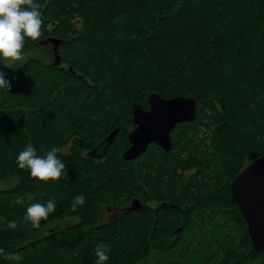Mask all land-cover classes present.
Returning <instances> with one entry per match:
<instances>
[{
    "label": "trees",
    "instance_id": "1",
    "mask_svg": "<svg viewBox=\"0 0 264 264\" xmlns=\"http://www.w3.org/2000/svg\"><path fill=\"white\" fill-rule=\"evenodd\" d=\"M38 2L43 35L28 38L24 53L57 39L61 64L0 63L11 84L0 92V182L17 179L0 191V248L21 257L0 264H94L99 243L111 248L106 264H264L229 192L235 175L264 155V0ZM122 22L133 34L126 48L115 37ZM153 93L194 100L195 118L173 128L169 150L124 160L131 105L146 110ZM113 130L105 156L90 158ZM68 143L69 153H58L63 179L41 182L16 164L28 144L43 155ZM79 195L85 203L73 210ZM50 198L55 211L33 228L27 206ZM133 200L140 207L126 210ZM103 204L121 207L120 219L103 221ZM205 210L223 226L195 238L196 248L182 235Z\"/></svg>",
    "mask_w": 264,
    "mask_h": 264
},
{
    "label": "water",
    "instance_id": "2",
    "mask_svg": "<svg viewBox=\"0 0 264 264\" xmlns=\"http://www.w3.org/2000/svg\"><path fill=\"white\" fill-rule=\"evenodd\" d=\"M60 41L48 38L41 44H49L53 52V63L61 64L58 55ZM148 108L144 110L139 104L131 105L132 124L134 128L128 133L129 146L122 153L124 160L139 157L153 144L164 150L171 147L170 135L178 124L192 122L196 115V104L192 99L181 96L165 99L153 93L147 98ZM117 130H113L99 143L95 153L105 149L102 158L113 143ZM93 150L89 154H93ZM89 155V156H90ZM231 201L240 212L250 239V250L264 252V155L247 163L229 184ZM139 201L133 200L126 210L139 208Z\"/></svg>",
    "mask_w": 264,
    "mask_h": 264
},
{
    "label": "clouds",
    "instance_id": "3",
    "mask_svg": "<svg viewBox=\"0 0 264 264\" xmlns=\"http://www.w3.org/2000/svg\"><path fill=\"white\" fill-rule=\"evenodd\" d=\"M38 0H0V63L7 68L24 61V48L31 38L38 40L43 35V20ZM11 84L5 79V73L0 71V92L9 93ZM60 148H52L43 155H38L32 144H28L16 157V164L20 169H26L33 178L41 182L49 180L56 181L64 178L65 163L60 159L58 153ZM29 201L35 199L31 194L27 196ZM13 203L23 204L24 200L17 198ZM85 203L82 195L73 198L72 208ZM56 209L54 199L46 203H30L27 206L24 220L30 222L33 228H39L41 220H47L49 215ZM0 217V220H3ZM7 226L11 229L17 227L14 220H10ZM111 248L99 243L95 247L94 264H106L109 259L108 253ZM0 257L10 261H19V254L6 253L0 248Z\"/></svg>",
    "mask_w": 264,
    "mask_h": 264
},
{
    "label": "rangeland",
    "instance_id": "4",
    "mask_svg": "<svg viewBox=\"0 0 264 264\" xmlns=\"http://www.w3.org/2000/svg\"><path fill=\"white\" fill-rule=\"evenodd\" d=\"M121 21L125 22L124 20H120L119 22H121ZM123 22L120 24V28H115V37L120 42V44L122 45V47L123 48H126L128 46V42L133 38V34H131L130 32H126L125 30L123 31L124 24H125V23L123 24ZM49 47H50V45L49 44H46L44 47L39 46V48L37 50H33V51H29V52L24 53V55H25L24 61L26 59H28V58L35 57L37 59L42 58V59H45V61L53 62L54 61V58H53L52 52H51V50H50ZM24 61H22V62H24ZM22 62H19L17 64H20ZM130 120H131V116H130ZM133 128L131 127L130 128V131ZM198 136L202 139L201 134L198 135ZM126 139H127V136H126ZM71 145H72V143L71 144L68 143L61 150L63 152H65L66 154H68L69 151H70ZM154 147L155 146H150L147 150H151ZM85 153L86 152H84L83 150L81 151V155L84 156ZM196 167L197 166L193 167L190 170L184 171L183 176L185 177V179H189L192 175L196 174V169H197ZM16 181H17L16 178H12V179H9V180L1 181L0 182V191L1 190H7V189H10V188L14 187ZM151 204H152L151 206H156V204L154 202L151 203ZM102 207H103V213H104V215L102 217V220L103 221H106L107 220L109 222H114V221L120 219L119 218L120 217L119 214L121 212L119 213V210L118 209H120L121 207L120 208H111V211L110 212L107 211V208H109V206H107L106 204H103ZM113 209H114V211H113ZM208 214H210V212H208L207 210H205V216L203 217V221L202 222H195L194 225L193 226H189L186 229V231H184V233L182 235L183 238H185L188 241H191V243L194 240L193 241V245H195L197 243L196 244V248L197 247H200L201 244H199L197 241H195V238H197V237L206 238L208 235H209L208 237H210V236L215 235L214 233H217L218 234L219 232L212 233V232H209V231H212V228H217V227L223 226V224L217 226V224H218L217 223V217H215V216H209ZM230 225H232V224H230ZM227 226H229V225H227ZM245 226H246V224H245ZM227 230L228 229H226V228L223 229V234L226 233ZM205 233H207V234H205ZM203 234H205V235L202 236ZM200 242H202V241H200ZM201 248H205V245H202Z\"/></svg>",
    "mask_w": 264,
    "mask_h": 264
},
{
    "label": "flooded vegetation",
    "instance_id": "5",
    "mask_svg": "<svg viewBox=\"0 0 264 264\" xmlns=\"http://www.w3.org/2000/svg\"><path fill=\"white\" fill-rule=\"evenodd\" d=\"M150 146H155V145H153V144H151V145H149V147ZM148 147V148H149ZM147 148V149H148ZM95 151L96 150H93V154H89L88 153V155H90V158H92V159H95V160H101L104 156H102V158H98V156H101L102 154H104V152H105V149H103L102 151H99L100 153H95ZM108 210H111V209H108ZM119 210V213L122 211V210H120V209H118ZM113 211H114V209H113ZM175 232L177 233V231L175 230Z\"/></svg>",
    "mask_w": 264,
    "mask_h": 264
}]
</instances>
